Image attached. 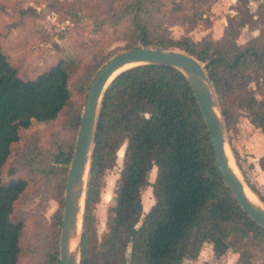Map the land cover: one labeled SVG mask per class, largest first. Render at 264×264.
<instances>
[{
	"label": "trees",
	"instance_id": "trees-1",
	"mask_svg": "<svg viewBox=\"0 0 264 264\" xmlns=\"http://www.w3.org/2000/svg\"><path fill=\"white\" fill-rule=\"evenodd\" d=\"M151 1L132 0L125 7L132 14L135 42L183 50L205 63L226 128L236 120L235 106L245 109L264 134V98H257L240 81L249 69L264 73V44L236 42L240 28L251 20L247 8L230 17L221 40L196 43L152 29L143 16ZM79 64L64 56L34 78H23L0 47V264L18 263L23 222L13 219L12 213L27 185L22 178L4 181L2 168L21 129L33 121L54 120L69 107L68 125L78 129L82 113L71 105L69 80ZM124 143L108 231L99 239L93 209L101 198L104 174L115 165ZM73 149L58 151L56 161L70 163ZM154 166L156 176L150 182ZM59 171L62 197L68 169ZM147 185L154 203L144 214L142 191ZM61 220L56 214V233ZM245 233H251L248 242ZM205 242L212 243L216 257L231 250L239 253L238 264H254L246 247L250 242L264 244V228L242 210L218 170L207 126L184 74L159 64L131 67L113 79L102 99L87 180L80 264H185L198 257ZM58 249L57 238L50 253L53 264H61Z\"/></svg>",
	"mask_w": 264,
	"mask_h": 264
},
{
	"label": "rangeland",
	"instance_id": "rangeland-1",
	"mask_svg": "<svg viewBox=\"0 0 264 264\" xmlns=\"http://www.w3.org/2000/svg\"><path fill=\"white\" fill-rule=\"evenodd\" d=\"M131 1L0 0V47L23 78H34L60 57L75 58L80 64L69 80L70 102L82 113L86 97L83 86L87 90L96 71L111 56L143 46L139 40L135 42L132 14L125 9ZM147 5L149 11L143 12V16L152 29L173 38L187 36L196 43L206 39L221 40L230 17L247 8L251 20L240 28L236 42L238 45L254 42L257 47L264 44V0H206L201 4L191 0H154ZM240 81L257 98H264L262 70L249 69ZM69 111L66 107L54 120L33 121L28 128L21 129L20 138L13 144L2 168L4 181L22 178L27 182L12 213L13 219L23 222L17 264H53L50 253L57 238L59 248L61 225L56 233L58 226L55 227L54 218L56 214L62 217L65 192L64 183L63 195L59 197L62 178L59 170L61 167L68 169L70 163L57 162L56 155L58 151L75 146L78 132L68 125ZM233 113L236 120L227 128L225 126L227 145L240 170L242 182L258 191L260 195L251 189L264 206L261 199V196L264 198V185L260 183L263 180L260 167L264 164V134L250 122L245 109L233 106ZM125 147L124 143L120 148L122 156L118 153L115 165L104 174L101 198L93 209L99 239L108 231L107 216L114 204L115 183L123 165ZM155 176L154 166L149 181L153 182ZM142 194L145 214L154 203L152 187L147 185ZM83 222L84 211L80 225L82 232ZM140 223L141 220L136 227ZM245 235L244 240L250 241L251 233ZM246 248L251 252L254 264L263 263L264 244L250 242ZM130 249L128 245L127 258ZM185 264L190 263L187 260Z\"/></svg>",
	"mask_w": 264,
	"mask_h": 264
},
{
	"label": "water",
	"instance_id": "water-1",
	"mask_svg": "<svg viewBox=\"0 0 264 264\" xmlns=\"http://www.w3.org/2000/svg\"><path fill=\"white\" fill-rule=\"evenodd\" d=\"M144 64L170 66L184 74L207 126L218 170L242 210L264 228V206L261 203L252 202L246 196L242 180L230 167L226 153L225 124L212 81L207 74L206 65L183 50L137 46L111 56L96 71L87 87L84 108L65 182L59 241L61 264H80L82 228L79 227L77 213L80 211L79 200L82 196H84L85 205L96 126L104 93L113 79L121 72ZM127 65L130 66L126 67ZM119 69L122 70L114 75ZM72 241H75L73 248L71 247Z\"/></svg>",
	"mask_w": 264,
	"mask_h": 264
},
{
	"label": "crops",
	"instance_id": "crops-1",
	"mask_svg": "<svg viewBox=\"0 0 264 264\" xmlns=\"http://www.w3.org/2000/svg\"><path fill=\"white\" fill-rule=\"evenodd\" d=\"M255 169H257V164L255 163ZM262 170V178L263 180L260 181L262 185H264V167H260ZM143 203V201H142ZM143 207V211H144ZM149 209L146 210V212ZM145 212V213H146ZM238 252L227 251L225 254L221 255L220 257H216L213 251V245L211 242H205L202 246L198 257L194 261H189L188 263H195V264H238Z\"/></svg>",
	"mask_w": 264,
	"mask_h": 264
},
{
	"label": "bare ground",
	"instance_id": "bare-ground-1",
	"mask_svg": "<svg viewBox=\"0 0 264 264\" xmlns=\"http://www.w3.org/2000/svg\"><path fill=\"white\" fill-rule=\"evenodd\" d=\"M130 65H127L126 67H128ZM125 68V67H124ZM120 70L122 69H119L118 71H116L114 73V75L119 72ZM122 149H119L118 153L120 154V156H122ZM226 153H227V156L229 158V164H230V167L233 169V171L236 173V175L241 179V173H240V170L238 168V166L236 165L234 159H233V156H232V153L230 151V148L228 145H226ZM244 184V183H243ZM244 191H245V194L246 196L254 203L256 204H259V200L255 197L254 193L252 192V190L244 184ZM80 204H81V207H80V211L77 213V219L79 220V227L81 225V221H82V218H83V211H84V196H82L80 198ZM147 206V205H146ZM144 207V206H143ZM75 241H72L71 243V247L73 248V246L75 245L74 244Z\"/></svg>",
	"mask_w": 264,
	"mask_h": 264
}]
</instances>
